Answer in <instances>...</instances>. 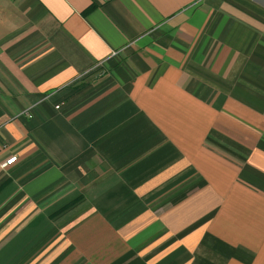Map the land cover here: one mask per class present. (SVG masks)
Masks as SVG:
<instances>
[{
    "label": "crops",
    "instance_id": "crops-1",
    "mask_svg": "<svg viewBox=\"0 0 264 264\" xmlns=\"http://www.w3.org/2000/svg\"><path fill=\"white\" fill-rule=\"evenodd\" d=\"M0 264H264V0H0Z\"/></svg>",
    "mask_w": 264,
    "mask_h": 264
},
{
    "label": "built area",
    "instance_id": "built-area-1",
    "mask_svg": "<svg viewBox=\"0 0 264 264\" xmlns=\"http://www.w3.org/2000/svg\"><path fill=\"white\" fill-rule=\"evenodd\" d=\"M16 159H17V157L14 156V157H12V158H10V159H8V160L2 162V163H1V166H2L3 168H6L7 166L13 164V163L16 161Z\"/></svg>",
    "mask_w": 264,
    "mask_h": 264
}]
</instances>
